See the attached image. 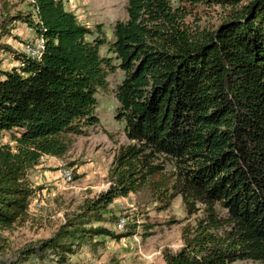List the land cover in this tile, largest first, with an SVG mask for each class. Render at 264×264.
I'll use <instances>...</instances> for the list:
<instances>
[{
    "label": "trees",
    "instance_id": "1",
    "mask_svg": "<svg viewBox=\"0 0 264 264\" xmlns=\"http://www.w3.org/2000/svg\"><path fill=\"white\" fill-rule=\"evenodd\" d=\"M197 2L231 9L205 27L191 18ZM26 4L0 23L1 37L21 22L42 44L37 57L0 44L12 60L0 67V132L13 143L0 144V230L27 217L36 188L26 176L41 156L64 155L74 136L97 127L95 93L115 68L113 118L127 143L112 158L107 188L50 237L17 250L13 264H63L97 236L130 235L106 226L116 220L109 205L143 188L161 206L178 196L188 216L200 211L182 228L181 247L161 251L164 264L264 263V0H124L111 40L63 0Z\"/></svg>",
    "mask_w": 264,
    "mask_h": 264
},
{
    "label": "rangeland",
    "instance_id": "2",
    "mask_svg": "<svg viewBox=\"0 0 264 264\" xmlns=\"http://www.w3.org/2000/svg\"><path fill=\"white\" fill-rule=\"evenodd\" d=\"M26 3L27 0H0V23L4 16L11 17L26 11ZM63 4L88 28L99 26L108 40H111L112 23L126 17L124 0H63ZM230 9L228 6L203 2L189 8L191 18L205 27L216 26ZM13 24L11 32L15 35L8 32L1 37L0 34V44L21 49L26 40L33 39L34 33L24 23ZM105 48L106 45L100 47L102 55L106 54ZM2 50L0 47V67L8 68L12 60ZM121 77L122 71L115 68L106 77L107 90L95 93L97 127L85 135L74 136L64 155L41 156L38 163L41 166L27 172L29 185L36 188L34 197L39 205L32 206L23 221L7 230H0V264H13L17 250L50 237L65 217L78 211L84 199L105 190L109 185L107 174L112 158L118 146L127 143L122 123L113 118L116 99L110 91ZM0 144L12 146L7 132H0ZM63 167L71 172L69 181L62 180L58 175V169ZM109 208L115 217L124 215L126 218L124 229L120 232L132 230V233L120 239L97 236L93 240L99 243L80 245L63 264H164L161 251L179 249L182 245V228L194 226L196 218L200 216V211L188 216L178 196L171 199L168 206H161L145 188L116 198ZM106 226L115 230L114 223ZM143 232L147 235L141 236ZM15 264L57 263L52 258L39 260L33 257ZM232 264L264 263L235 260Z\"/></svg>",
    "mask_w": 264,
    "mask_h": 264
},
{
    "label": "built area",
    "instance_id": "3",
    "mask_svg": "<svg viewBox=\"0 0 264 264\" xmlns=\"http://www.w3.org/2000/svg\"><path fill=\"white\" fill-rule=\"evenodd\" d=\"M41 39H38L36 41H31L30 39L26 40L22 47L21 50L27 54L30 55L31 57H37L39 54V49L41 48ZM58 175L62 180L69 181L71 178V172L69 169L63 167L58 169ZM35 199V197L33 196ZM32 202V201H31ZM36 206L39 205V202L34 203ZM126 223V218L124 215H117L116 220L114 222V228L116 231H122L124 229Z\"/></svg>",
    "mask_w": 264,
    "mask_h": 264
},
{
    "label": "crops",
    "instance_id": "4",
    "mask_svg": "<svg viewBox=\"0 0 264 264\" xmlns=\"http://www.w3.org/2000/svg\"><path fill=\"white\" fill-rule=\"evenodd\" d=\"M44 156H47V155H44ZM48 157H53V156H48ZM40 166H41V164H37V165H35L31 170L36 169V168H39ZM42 191H43V190H41L40 192H42ZM37 195H38V194H37ZM31 201H32V202H31ZM31 201H30V204H29V206H28V210L32 209L33 207H36V205L34 204L35 201H37L36 198L34 199V198L32 197ZM32 206H33V207H32Z\"/></svg>",
    "mask_w": 264,
    "mask_h": 264
}]
</instances>
